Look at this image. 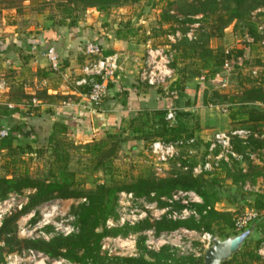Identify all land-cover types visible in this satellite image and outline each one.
<instances>
[{"label": "rangeland", "instance_id": "rangeland-1", "mask_svg": "<svg viewBox=\"0 0 264 264\" xmlns=\"http://www.w3.org/2000/svg\"><path fill=\"white\" fill-rule=\"evenodd\" d=\"M67 1L0 0V7L7 10L9 15L14 13L21 19L19 22L21 29L36 25L37 15L41 16L44 22L52 21L55 25L66 22L65 18L78 21L85 15L81 9L69 6ZM223 2L224 0H138L111 8L106 12L108 16L113 10L123 8L117 14L121 29L133 32L129 37L131 39H127L133 42L134 48L140 50L138 53L140 60L132 62L135 65L139 64L138 70L134 79L129 82L133 91L135 90L133 92L136 95L135 101H141L139 108L128 111L127 116L119 120L115 126L106 125L101 131L95 132L91 141L86 143L84 140H75L73 135L67 132H58L62 126L58 122L54 124L51 135L55 137L54 140L64 144L69 159L68 169L74 174V188L84 195L79 199H53L20 216L15 230L18 240L50 242L54 237H65L63 233L67 231H71L72 234L78 233L77 212L79 207L87 202L85 198L87 192L101 187L130 184L138 179H167L187 173L204 178L207 190L210 194L215 193L218 199L214 210L226 214L219 217L217 222H212L211 232L204 230L197 212L195 217L177 219V215L185 208L192 207L181 205L178 201H174L172 196L157 198L152 193L146 197H135L133 193L120 191L116 194L114 214L107 218L97 231L101 232L102 228L108 231L125 229L127 234L107 235L102 238L99 256L103 264H128L123 262L125 259L143 258L151 261L148 254L159 253L163 249L170 256V262L167 264H178L183 260L184 264H193L192 260L203 259L204 252L210 246L214 235L226 238L227 235L240 233L235 223L246 218L253 210V195L264 193V124L252 130L251 158L241 167L243 173L248 172L255 176L254 181L245 179L242 183L241 181L233 183L230 175L240 168L232 166L233 161L228 164L221 162L213 171L199 175L194 169L203 166L206 161L208 153L205 146L214 133L252 126L248 122H242L245 118L240 116L239 106L231 103V99L251 86L263 84L264 88V46L260 41L252 45L251 51L245 55L248 63L235 70L224 69L223 65L215 66L213 60L203 66L196 57L183 58L180 49V45L186 42L196 43L198 47L210 50L211 56L221 51L224 54L235 51L244 45L245 22H251L256 27L264 23V7L260 6L249 13L247 20L233 21L219 34L213 28V20L215 15L221 13ZM203 3L206 5L203 6ZM116 19L118 17L112 18L109 25L116 22ZM211 31L216 34L209 38L208 33ZM203 48H199L197 53L201 54ZM147 49L162 51V55L169 61V68L174 72L164 88L150 86L140 78L142 69L145 68ZM82 58L84 62L89 61L86 56ZM117 63L120 67V62ZM219 71H222L221 75ZM115 78L116 76L114 80ZM176 85L182 90L177 92ZM203 89L207 91L206 106L200 103ZM172 92L174 94H171ZM13 96H19L20 100L26 97L22 94ZM106 97L107 95L103 100ZM159 103L160 108H157ZM257 106L264 108L262 105ZM169 109L175 114L172 123L167 122L165 118L159 120L153 116L156 111L167 113ZM36 111L34 110L33 116L37 114ZM120 111L122 113L124 110L120 109ZM111 112L105 115L109 118V115L114 114L113 111ZM232 115H235L234 120L231 119ZM25 116L28 119L33 118L27 114ZM172 128L175 130L170 132ZM163 129L168 131L164 133ZM27 133V140L21 139L20 145L19 143L17 145L21 150L16 174L26 171L31 178L46 179L53 164L54 154L49 149V143L42 146L34 145L32 137L36 134ZM181 136L194 137L196 142L191 147L178 149L177 155L168 162L161 164L146 155V148L150 143L156 140L173 142ZM90 146H98L100 149L98 151L101 152L94 154ZM28 147L32 149L31 152L28 151ZM103 152L106 155H103ZM5 153V151L0 152V177L7 174L10 178L12 170L5 165ZM30 194L31 191L25 190L22 194H11L4 201H0V227L3 219L21 210ZM174 194L176 192L172 195ZM123 209L128 221L125 220L121 225L117 215ZM255 212L257 216L244 228L253 226L254 231L240 252L254 253L259 260L253 264H264V210ZM109 219L114 220L112 226L107 225ZM163 220L187 224L157 235L153 227ZM194 224L198 228H193ZM0 247L4 249V261L1 264H71L63 259L51 260L42 253L23 247L8 252L1 241Z\"/></svg>", "mask_w": 264, "mask_h": 264}, {"label": "trees", "instance_id": "trees-1", "mask_svg": "<svg viewBox=\"0 0 264 264\" xmlns=\"http://www.w3.org/2000/svg\"><path fill=\"white\" fill-rule=\"evenodd\" d=\"M137 1L138 0H68L67 4L81 9L82 12L94 8L97 11L106 13L111 8ZM202 5L204 6L206 4L203 3ZM260 6L264 7V0H224L221 13L214 17L213 28L220 34L222 29L229 26L233 21L244 22L247 20L249 13ZM201 14H203V12H201ZM66 19L71 21V26L77 21L71 18H65L64 20ZM215 34V32L211 31V33H208V37L210 38ZM262 39H264V35H261L257 31L256 25L247 21L245 22V32L243 35L244 45L242 48H238L235 51L226 52L225 54L221 51L215 56H211L209 53L210 50L198 47L196 43L188 44L186 42L180 45V49L183 58L196 57L203 66H205L208 61L213 60V63L216 64L215 66L221 67L224 62L227 61L229 63V69L235 70L248 63L245 57L246 53L251 51L252 45L259 41L261 42ZM199 48H203V54L197 53ZM221 72L222 71H219L220 75ZM175 89L177 92L178 90H182L179 85H176ZM200 103L202 106H206L208 103L207 91L205 89L202 90ZM231 103H235L239 106L238 110L240 116L245 118L242 119V122L252 124L251 127H244V129H248L253 133L252 130H254L256 126H262V124H264V108H259L257 106H264L263 84L243 89L240 95L231 99ZM165 115V112L156 111L153 116L159 120H163ZM234 116L235 115L231 116L232 120H234ZM174 130L175 129L172 128L170 132ZM63 131V129L58 130L60 133H63ZM167 131L168 130L163 129L164 133ZM157 134L161 136V134ZM54 138L55 137L51 135L48 141L50 145L49 149H51L54 154L53 164L49 170V176L42 180L31 178L26 171L17 175L16 166L20 161L19 153L21 149L19 146L13 145L11 136L0 139V152H6L4 155V160H6L5 165L12 170L10 178L7 177V174L0 177V201H4L11 194L19 195L25 190L31 191L27 203L21 210L2 221L0 227V241L3 242L8 252L14 251V248L23 247L28 250L31 249L42 253L51 260L63 259L71 264H103V260L99 256L100 241L102 238L107 235L117 236L127 234V230L125 229L108 231L102 228L101 232L97 231L104 224L106 219L114 214L116 194L120 191L133 193L135 197H146L153 193L157 198L171 197L172 194L177 191H192L202 200V205H192V207L200 215L201 223L206 232H211L212 222H217L219 217L226 215L214 210V205L217 203L218 199L215 193H209L204 178L202 176H193L187 173L167 179H138L130 184L101 187L100 189L87 192L85 197L87 202L82 204L77 212L78 233L66 237H54L50 242H43L42 240H18L15 235V230L16 222L20 216L29 213L30 210L38 205L53 199L67 200L83 198L84 194L74 188V174L68 169L69 159L63 147L64 144L54 140ZM251 139H253V136L248 139L246 144H243L238 139H234L232 142L233 150L242 157L241 161L232 162V166L240 167L237 169L236 173L233 172L230 175L233 179V183H237V181H241L242 183L245 179H252V181H254L255 176L250 175L248 172L243 173L241 168L242 164L250 160L249 158L252 154ZM90 147H92L90 149L93 150L92 152L94 154L95 152H101L98 151L100 150L98 146ZM31 150L32 149L28 147V151L31 152ZM104 154L106 155V153L103 152V155ZM213 182H215V180ZM252 209L255 211L264 210V193L253 195ZM204 212L205 214H203ZM186 224V222L174 223L163 220L156 223L153 228L155 234L158 235L161 232L176 230L178 227ZM193 228L198 227L194 224ZM229 236L230 235H227L226 238ZM3 251L4 249L0 247V264L4 261ZM148 256L151 261L141 258L125 259L123 262L128 264H167L170 262V256L166 253L165 249L159 253H149ZM258 260L259 257L254 253H243L239 251L229 261L222 264H253ZM192 261L193 264H203V259L201 258ZM178 264H184V260L178 262Z\"/></svg>", "mask_w": 264, "mask_h": 264}, {"label": "crops", "instance_id": "crops-1", "mask_svg": "<svg viewBox=\"0 0 264 264\" xmlns=\"http://www.w3.org/2000/svg\"><path fill=\"white\" fill-rule=\"evenodd\" d=\"M121 10L123 8L113 10L115 15L107 16L90 8L73 26L69 25L68 19L55 25L52 21L44 22L37 15L36 25L20 26L19 29L21 19L0 7V129H8L13 145H18L21 139L27 140V132L36 134L32 137V144L47 145L56 122L75 140L91 141L95 133L91 124L92 111L84 95L86 89L76 85L88 62H84L81 49L89 42L102 45L103 56H116L120 62V71L108 85L107 97L97 111L104 114L113 111L114 114L109 115V126H115L127 116L128 111L139 108L141 101H135V90L129 82L138 70L139 64L132 62L140 60V50L128 40L133 32L121 29L117 15ZM116 17V22L109 25ZM49 48L58 55L56 70L51 68L45 57ZM17 94L29 97L20 100L19 96H13ZM31 98L41 104L36 109L38 115L33 116L32 113L30 116L33 118L28 119L24 117L26 113L15 106ZM62 103L70 105L63 106ZM120 109L124 111L121 113Z\"/></svg>", "mask_w": 264, "mask_h": 264}, {"label": "built area", "instance_id": "built-area-1", "mask_svg": "<svg viewBox=\"0 0 264 264\" xmlns=\"http://www.w3.org/2000/svg\"><path fill=\"white\" fill-rule=\"evenodd\" d=\"M257 31L264 35V23L257 27ZM261 45L264 46V39L261 41ZM83 56L89 58V61L82 69V77L76 82L77 86L84 87L86 89L85 97L90 106V111L97 110L100 103L103 101L108 92V85L113 83L114 77L120 71L117 64L116 56H103V48L98 43H87L81 49ZM144 65L140 78L150 86H160L164 88V85L171 80L174 72L169 68V61L166 56L162 55L160 50L147 49L145 53ZM45 57L53 70L58 68V55L53 48L47 49ZM156 59L159 61L157 62ZM147 68V69H146ZM224 69H229V63L227 61L223 64ZM118 71V72H117ZM203 79V78H201ZM173 81V80H172ZM170 81V84L171 82ZM167 87H165L166 89ZM171 94H174L173 92ZM41 103L31 98L29 101L17 104L15 108L24 111L27 115H31ZM63 106H69V103H62ZM9 108H13L12 105H8ZM165 120L169 123L174 122L175 114L169 109L165 115ZM8 129H0V139L8 137ZM253 136V133L244 128L231 129L224 132H216L212 135V138L207 141L206 161L203 166H198L194 169L196 174H202L203 172H211L214 168L218 167L221 162L228 164L230 161H241L242 157L235 153L233 150V140L238 139L243 144H246L248 139ZM194 137L181 136L173 142H163L156 140L150 143L146 148V155L150 158H154L159 163H166L177 155V150L182 147H191L196 142ZM251 158V156H250ZM123 196V193L121 194ZM174 201H178L181 205L191 206L201 205V198L192 191L181 192L178 191L171 197ZM85 201V200H84ZM215 209V208H214ZM125 209L118 213V220L121 225L124 221H128V217L125 216ZM190 216H197L195 209H184L177 215V219L184 220ZM257 213L252 210L246 218L239 220L235 223L237 231L244 230L246 225L255 217ZM175 219V217H174ZM113 219L107 221L108 226H112ZM71 231L63 233V236L71 235ZM208 240L210 237H207Z\"/></svg>", "mask_w": 264, "mask_h": 264}, {"label": "water", "instance_id": "water-1", "mask_svg": "<svg viewBox=\"0 0 264 264\" xmlns=\"http://www.w3.org/2000/svg\"><path fill=\"white\" fill-rule=\"evenodd\" d=\"M222 75H225V73H222ZM90 116L91 124L95 132L101 131L110 123V119L107 115L100 113L97 110L92 111ZM253 231L254 227L251 226L240 233L227 238H220L218 235H214L211 239L210 246L204 252L203 264H222L229 261L241 250Z\"/></svg>", "mask_w": 264, "mask_h": 264}]
</instances>
